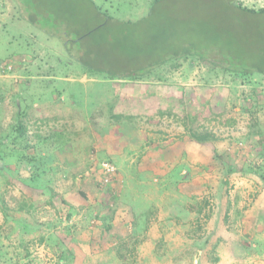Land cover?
<instances>
[{
  "label": "rangeland",
  "instance_id": "obj_1",
  "mask_svg": "<svg viewBox=\"0 0 264 264\" xmlns=\"http://www.w3.org/2000/svg\"><path fill=\"white\" fill-rule=\"evenodd\" d=\"M94 1L135 22L151 2ZM155 8L152 23L125 31L126 46L157 32L163 47L241 51L243 18L223 0ZM69 56L0 0V264H264V74L188 58L109 80ZM102 158L118 168L109 183L96 173Z\"/></svg>",
  "mask_w": 264,
  "mask_h": 264
},
{
  "label": "trees",
  "instance_id": "obj_2",
  "mask_svg": "<svg viewBox=\"0 0 264 264\" xmlns=\"http://www.w3.org/2000/svg\"><path fill=\"white\" fill-rule=\"evenodd\" d=\"M13 1L19 6L22 18L45 32L48 37L57 39L63 44L71 60L89 75H102L109 80H141L162 65L174 61V65L181 66L188 58L198 59L224 74H239L245 77L264 74V7L245 6L240 0L223 1L226 7L239 13V18H243L241 30L238 31L240 35L236 39L237 45L241 46V51H234L232 48L223 50L195 39H183L178 46L164 45L163 47L151 41L157 40V32L152 34L151 40L141 41L130 47L126 46L121 41L125 31L145 22L152 23L156 4L162 0H151L146 14L136 22L120 21L107 15L101 11L94 0ZM115 24L121 25L118 28L119 42L115 40L116 35L113 29ZM113 39L119 46H114ZM166 44L171 43L166 42ZM158 50L161 51L157 54ZM144 96L133 97L132 104L136 105V99L141 106L145 101L144 98L151 97L152 94L147 93ZM43 118L45 116H39V119ZM16 132L17 136L21 137L25 132V126L18 125ZM191 137L201 143L209 139V136L195 132H191ZM29 160L32 158L30 157ZM103 160L110 161L116 166L112 160L102 158L97 161V174ZM117 169L116 166L114 178L117 176ZM93 171L95 172V169ZM114 178L112 177L110 181ZM25 254L28 255V252Z\"/></svg>",
  "mask_w": 264,
  "mask_h": 264
},
{
  "label": "built area",
  "instance_id": "obj_3",
  "mask_svg": "<svg viewBox=\"0 0 264 264\" xmlns=\"http://www.w3.org/2000/svg\"><path fill=\"white\" fill-rule=\"evenodd\" d=\"M100 171L102 173L103 181L106 183L110 181L112 177H114L116 166L110 161L103 160L100 163Z\"/></svg>",
  "mask_w": 264,
  "mask_h": 264
},
{
  "label": "crops",
  "instance_id": "obj_4",
  "mask_svg": "<svg viewBox=\"0 0 264 264\" xmlns=\"http://www.w3.org/2000/svg\"><path fill=\"white\" fill-rule=\"evenodd\" d=\"M145 91H146V90H145ZM178 143H180V145H181V147H182V142H178V141L174 142V144H178Z\"/></svg>",
  "mask_w": 264,
  "mask_h": 264
}]
</instances>
